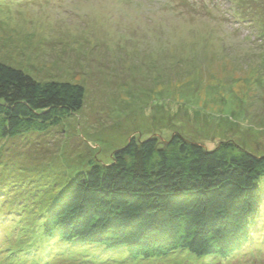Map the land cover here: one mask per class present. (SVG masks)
Listing matches in <instances>:
<instances>
[{"label": "rangeland", "instance_id": "rangeland-1", "mask_svg": "<svg viewBox=\"0 0 264 264\" xmlns=\"http://www.w3.org/2000/svg\"><path fill=\"white\" fill-rule=\"evenodd\" d=\"M0 62L86 91L73 118L16 140L25 170L5 174L0 160V264H97L45 237L39 212L68 177L110 164L133 138L164 144L181 132L209 151L227 141L264 155V0H0ZM257 224L228 258L181 250L130 261L91 248L86 259L264 264V204Z\"/></svg>", "mask_w": 264, "mask_h": 264}, {"label": "trees", "instance_id": "trees-1", "mask_svg": "<svg viewBox=\"0 0 264 264\" xmlns=\"http://www.w3.org/2000/svg\"><path fill=\"white\" fill-rule=\"evenodd\" d=\"M85 100L82 85L40 82L0 62V160L4 156L10 166L5 174L28 159L25 140L19 146L17 139L58 127L81 111ZM90 167L66 174L47 211L39 212L44 236L67 249L80 246L84 262L102 263L86 259L91 248L106 257L120 252L130 261L181 250L228 258L249 243L262 214L264 155L238 150L232 142L209 151L181 132L164 144L133 138L113 153L110 164L92 161ZM30 191L26 194L35 196Z\"/></svg>", "mask_w": 264, "mask_h": 264}]
</instances>
